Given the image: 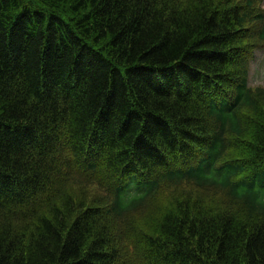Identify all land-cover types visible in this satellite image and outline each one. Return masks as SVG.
<instances>
[{"label": "trees", "instance_id": "obj_1", "mask_svg": "<svg viewBox=\"0 0 264 264\" xmlns=\"http://www.w3.org/2000/svg\"><path fill=\"white\" fill-rule=\"evenodd\" d=\"M263 48L264 0H0V264H264Z\"/></svg>", "mask_w": 264, "mask_h": 264}, {"label": "rangeland", "instance_id": "obj_2", "mask_svg": "<svg viewBox=\"0 0 264 264\" xmlns=\"http://www.w3.org/2000/svg\"><path fill=\"white\" fill-rule=\"evenodd\" d=\"M248 81L250 87H264V48L254 53L249 67ZM139 189L143 193L146 187L141 185Z\"/></svg>", "mask_w": 264, "mask_h": 264}]
</instances>
